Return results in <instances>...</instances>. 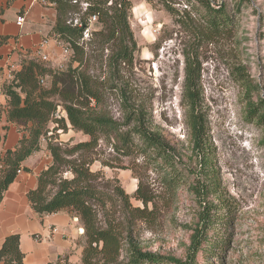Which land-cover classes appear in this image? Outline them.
Instances as JSON below:
<instances>
[{"label": "rangeland", "instance_id": "374dc122", "mask_svg": "<svg viewBox=\"0 0 264 264\" xmlns=\"http://www.w3.org/2000/svg\"><path fill=\"white\" fill-rule=\"evenodd\" d=\"M131 1L130 23L138 44L134 65L123 66L114 78L107 65L109 52L89 45L95 50L90 73L103 91V103H97L95 109L108 112L120 125H126V102L121 96L125 88L129 105L143 107L152 130L163 133L178 146L185 162L197 166L195 159L201 158L202 152L194 149L184 99L186 63L191 57L201 69L207 149L219 188L210 200L227 204L220 210V223L211 232L212 244L198 256L197 263L264 264V125L249 113L253 104L264 101V0H246L240 7L237 0H214L227 4L234 26L231 34L212 41L198 37V31L204 28L198 16L186 9L187 0H173L175 15L159 0ZM85 3L82 0L81 13L75 15L78 21ZM99 28L94 23L85 39L89 41L90 33ZM53 46L55 50L47 61L37 56L30 59L49 68L66 69L72 55L66 57L55 42ZM122 129L126 132L131 127ZM57 135L60 142L71 146L88 140L72 129L60 130ZM45 147L47 142L43 140L39 151L43 152L42 159ZM97 150L98 161L91 169L100 172L97 184L109 195L105 207L99 210V222L111 220L124 233L117 263L126 264L130 241L155 255L186 261L201 211L196 198L185 188L176 193L167 191L161 175L141 153L128 156L104 142ZM64 176L72 177L70 173ZM140 183L143 194L152 199L144 218L132 216L117 192L119 187L124 190L132 208L145 209L135 197ZM70 217L77 248L62 257L68 256L70 264H83L85 239L83 232H78L83 228L79 221H73L72 214Z\"/></svg>", "mask_w": 264, "mask_h": 264}, {"label": "trees", "instance_id": "16d2710c", "mask_svg": "<svg viewBox=\"0 0 264 264\" xmlns=\"http://www.w3.org/2000/svg\"><path fill=\"white\" fill-rule=\"evenodd\" d=\"M52 1L57 9L54 32L61 42L70 46L71 63L66 69L58 70L36 59H25L13 79L3 83L1 90L7 101L8 122L16 125L23 137L15 149H8L0 155V205L9 187L17 179L18 170L22 169L28 158L40 151L44 140L52 164L42 171L36 189L28 194L32 209L40 216L66 211L73 218H78L85 239L83 264H118L124 233L111 220L106 224L99 222V210L105 207L109 195L97 184L100 172L91 169L98 161L96 155L100 142L108 143L118 153L128 156L134 152L141 153L161 175L167 191L176 193L185 188L201 206L186 261L155 255L130 241L126 264H198V256L212 244L211 232L220 223V210L227 206L220 201L217 205L210 200V195H215L219 188L211 154H208L207 149L199 65L187 57L184 99L188 108V126L194 149L202 152L201 158L195 159L198 165L193 167L182 158L177 145L163 133L152 130L143 107L129 105L125 88H122L121 96L126 102V125H120L108 112L95 109L97 103H103V91L102 85L90 73L95 50L89 49V45L96 44L98 50L109 52L107 65L114 78L118 77L123 66L134 65L138 44L130 23L132 1L85 0L88 7L80 16L78 24H75V15L81 13L82 0ZM159 1L175 15L173 0ZM245 1L237 0L236 3L240 7ZM185 6L198 16L203 25V31H198L201 39L212 41L232 33L234 18L226 3L187 0ZM94 15L98 18L100 28L90 33L88 41L84 35L89 26L88 20ZM3 41L0 40V45ZM41 80H45V84ZM117 87L111 88L118 90ZM262 102L259 105L253 104L249 113L264 125ZM60 107L65 116L58 118L56 114ZM2 111L3 105L0 103V120ZM127 126L131 129L123 131L122 127ZM69 129L87 136L88 140L73 146L60 142L57 133ZM65 173H70L72 177H65ZM117 192L130 208L132 216L146 217L147 206L152 199L143 194L141 183L135 197L142 201L145 209L132 208L130 197L124 190L119 187ZM24 260L20 235L7 236L0 248V264H25ZM48 264H70L69 257L60 256L57 261Z\"/></svg>", "mask_w": 264, "mask_h": 264}, {"label": "crops", "instance_id": "0c3cea01", "mask_svg": "<svg viewBox=\"0 0 264 264\" xmlns=\"http://www.w3.org/2000/svg\"><path fill=\"white\" fill-rule=\"evenodd\" d=\"M0 11V40L4 39L0 45V103L3 105L0 120L1 154L15 149L23 137L18 127L7 119V101L1 87L7 80L8 66H19L23 60L36 56L37 47L45 39L50 40L46 52L52 55L55 50L53 38L56 35L57 9L56 6L36 5L32 0H0ZM22 14L25 23L20 27L17 18ZM42 153L33 154L23 163V173L9 187L0 205V248L7 236L19 234L25 264L55 262L77 248L70 213L62 211L40 216L29 201L28 194L36 189L40 174L52 164L49 150L46 148L44 159ZM80 251L81 248H78L77 252Z\"/></svg>", "mask_w": 264, "mask_h": 264}, {"label": "built area", "instance_id": "2783aa9c", "mask_svg": "<svg viewBox=\"0 0 264 264\" xmlns=\"http://www.w3.org/2000/svg\"><path fill=\"white\" fill-rule=\"evenodd\" d=\"M32 2L36 5H41V6H44V7H54L55 6V3L52 1V0H32ZM77 1H74V3H76ZM84 5H86L85 7L87 8L88 7V4L85 3ZM98 20L97 16L94 15L92 17L89 18L88 20V29L86 30L85 32V35L84 37L87 38L89 37V32L92 28V25L94 23H96ZM25 23V16L24 14L22 15H19L18 18H17V25L22 27ZM75 24H78V20H75ZM53 41L55 42L56 45L58 46H61L62 49H63V54L66 56V57H70L72 55V51L70 49V46L68 44H65L63 42L60 41L58 35H55L54 38H53ZM50 45V40L49 39H45L44 41H42L40 43V45L37 47L36 51H35V54L37 57H39L40 59L44 60V61H47L48 60V54L46 52L47 48L49 47ZM64 65H61L60 67L61 68H64L63 67ZM20 69V67L16 64H11L8 66V72H7V80H12L13 77H14V74ZM41 83L44 84L45 83V80H41ZM56 116L58 118L62 117V116H65V112L61 109V107L58 109V113L56 114ZM23 173V170L20 169L18 170V175L22 174ZM73 221L74 222H78V218L74 217L73 218ZM79 233H84V230L82 229H79L78 230ZM82 233V234H83Z\"/></svg>", "mask_w": 264, "mask_h": 264}]
</instances>
